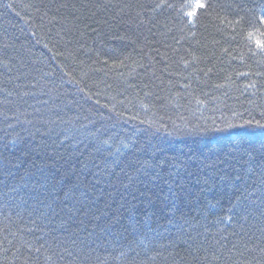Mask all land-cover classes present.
<instances>
[{
	"label": "trees",
	"instance_id": "obj_1",
	"mask_svg": "<svg viewBox=\"0 0 264 264\" xmlns=\"http://www.w3.org/2000/svg\"><path fill=\"white\" fill-rule=\"evenodd\" d=\"M118 2L0 0V264H264L260 137L199 134L264 119V57L192 0Z\"/></svg>",
	"mask_w": 264,
	"mask_h": 264
},
{
	"label": "snow or ice",
	"instance_id": "obj_2",
	"mask_svg": "<svg viewBox=\"0 0 264 264\" xmlns=\"http://www.w3.org/2000/svg\"><path fill=\"white\" fill-rule=\"evenodd\" d=\"M85 8L88 5H84ZM93 7L106 10L114 11L118 9L116 13L118 16L126 13L127 10L132 7L130 4L119 3L118 0H102V3L93 5ZM138 7L141 10L135 12L132 16V20L144 17L147 18L148 10L156 12L158 9L171 8L176 10V5L171 3L170 0H158L155 3H143L139 4ZM260 12L257 14L253 9H245L244 5L235 3V0H192L191 3L183 4L178 13V19L181 23L195 27L199 18L204 15L215 14L217 17H223L233 28V36L239 34L241 37L246 38L247 47L253 56L264 57V4L260 6ZM95 13H93L94 15ZM79 17H77L78 19ZM140 24L144 23V19L139 20ZM258 37L253 40V37ZM159 54V50H157ZM162 63H165L164 57L167 53L159 54ZM183 59V57L181 58ZM107 63V61H105ZM167 67V64L165 63ZM184 67H188L187 61L184 62ZM155 75V73H153ZM171 75V73H169ZM79 84V81L76 82ZM81 92L83 88L79 89ZM46 103V102H45ZM95 103L99 105V100ZM103 107H107L104 105ZM264 115V114H262ZM133 119V117H129ZM55 123V121H53ZM143 123V121H141ZM238 130V131H237ZM96 132L100 133L99 148L104 149L108 145L107 139H104V133L102 128L98 127L95 129ZM230 133L236 140L244 142L248 137L259 136V148L256 147L254 142H248V151L252 154H259L261 159H264V119H241L239 121H224L223 123H216L215 121L199 130L200 135L208 136L212 134H223ZM15 143V141H13ZM127 147V145H122ZM119 151V149H118ZM229 219H231L229 217ZM31 230V229H30ZM51 259V257H49Z\"/></svg>",
	"mask_w": 264,
	"mask_h": 264
}]
</instances>
